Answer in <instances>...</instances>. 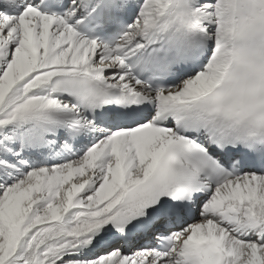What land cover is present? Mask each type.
<instances>
[{"label": "snow or ice", "instance_id": "1", "mask_svg": "<svg viewBox=\"0 0 264 264\" xmlns=\"http://www.w3.org/2000/svg\"><path fill=\"white\" fill-rule=\"evenodd\" d=\"M0 264H264V0H0Z\"/></svg>", "mask_w": 264, "mask_h": 264}]
</instances>
